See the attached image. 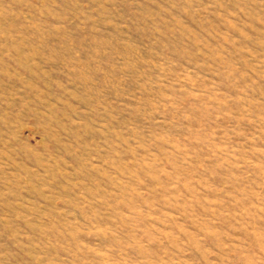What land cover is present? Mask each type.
I'll return each mask as SVG.
<instances>
[{"label": "rangeland", "instance_id": "obj_1", "mask_svg": "<svg viewBox=\"0 0 264 264\" xmlns=\"http://www.w3.org/2000/svg\"><path fill=\"white\" fill-rule=\"evenodd\" d=\"M0 264H264V0H0Z\"/></svg>", "mask_w": 264, "mask_h": 264}]
</instances>
